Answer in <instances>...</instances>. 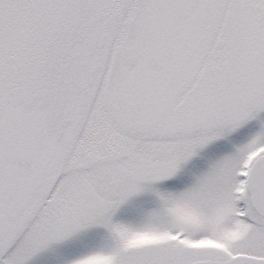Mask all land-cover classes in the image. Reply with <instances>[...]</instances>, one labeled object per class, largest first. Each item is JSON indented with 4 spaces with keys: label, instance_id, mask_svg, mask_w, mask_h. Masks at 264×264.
I'll return each mask as SVG.
<instances>
[{
    "label": "snow or ice",
    "instance_id": "snow-or-ice-1",
    "mask_svg": "<svg viewBox=\"0 0 264 264\" xmlns=\"http://www.w3.org/2000/svg\"><path fill=\"white\" fill-rule=\"evenodd\" d=\"M264 264V0H0V264Z\"/></svg>",
    "mask_w": 264,
    "mask_h": 264
},
{
    "label": "rangeland",
    "instance_id": "rangeland-1",
    "mask_svg": "<svg viewBox=\"0 0 264 264\" xmlns=\"http://www.w3.org/2000/svg\"><path fill=\"white\" fill-rule=\"evenodd\" d=\"M68 251L64 246L54 245L51 249L34 257L30 264H64Z\"/></svg>",
    "mask_w": 264,
    "mask_h": 264
}]
</instances>
